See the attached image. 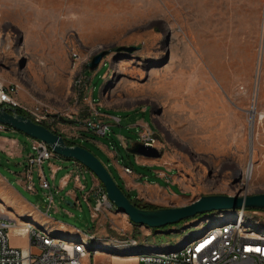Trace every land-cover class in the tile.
<instances>
[{"label":"rangeland","instance_id":"374dc122","mask_svg":"<svg viewBox=\"0 0 264 264\" xmlns=\"http://www.w3.org/2000/svg\"><path fill=\"white\" fill-rule=\"evenodd\" d=\"M123 47L138 49L115 52ZM102 52L99 65L88 69ZM79 77L88 80L83 91L74 86ZM0 82L18 85L17 98L28 111L43 105L49 126L92 153L119 187L114 165L108 166L97 144L115 148L119 166L165 188L147 185L143 203L160 207L205 195L264 194V0H0ZM143 106L150 108L156 128L149 111L137 109ZM101 114L120 120L108 119L104 136L87 127L103 122ZM142 121L156 132L161 156L154 161L169 171V182L154 177L120 145V137L130 146L138 143L142 128L136 124ZM0 139L16 141L20 149L0 152V178L36 208L35 216H27L30 209L0 198V212L10 211L21 223L46 232L50 218L87 236L99 228L104 238L121 241V252L131 251L130 240L138 248L172 250L208 226L193 224L211 213L149 229L131 224L114 206L93 219L94 199L90 208L83 200L92 187L87 169L79 203L60 205L53 187H40L36 166L30 172L32 190L25 188L31 139L10 129L0 131ZM249 164L252 174L246 181ZM41 171L51 186L59 182L61 174L52 182L46 164ZM243 212L248 222L253 218L254 232H264L263 210ZM22 226L9 231V244L27 249ZM104 255H91L83 264H138L134 257Z\"/></svg>","mask_w":264,"mask_h":264},{"label":"built area","instance_id":"2783aa9c","mask_svg":"<svg viewBox=\"0 0 264 264\" xmlns=\"http://www.w3.org/2000/svg\"><path fill=\"white\" fill-rule=\"evenodd\" d=\"M87 54L90 57L92 52ZM73 58L79 60L76 54ZM86 60L87 58L83 61ZM86 84L88 80L83 77L77 78L74 82L75 88L79 91H83ZM17 93L18 85H4L0 82V107L8 106L23 111L36 124L46 123V108L43 109V105L37 103V106L28 111L17 100ZM89 101H92L90 95ZM97 114L96 110L94 115ZM114 121L119 123V119ZM87 127L101 136L109 130V126L103 122L88 123ZM5 129L7 127L0 124V131ZM157 141L156 135L148 128H143L139 134L138 143L143 146L156 148ZM31 151L32 155L27 159L28 167L24 173L25 187L30 191L32 190L31 168L36 166L40 170L42 163L54 156L52 150L42 141L33 140ZM74 172L76 177L81 176L79 170ZM124 172L131 173L129 168H124ZM39 185L42 189H49V184L41 170ZM90 197L95 201L92 208L88 202ZM48 199L49 202L52 200L51 194ZM83 200L88 204L93 219L113 209L101 184H96ZM254 215L256 212L251 213V216ZM247 219L243 210L214 212L193 224L197 227L208 223L207 227L188 236L183 244L175 249L138 248L136 241L130 240L128 246L131 251L121 252L119 248L122 244L118 238H105L103 244H100L94 235L78 240H66L36 229L30 223L9 219L0 213V264H83L85 258L96 253H103L115 259L134 257L138 264H264V232H254L250 228L253 218L249 219L250 222ZM17 223L23 224L28 231V248L25 250L9 244V231L17 226L20 227Z\"/></svg>","mask_w":264,"mask_h":264},{"label":"water","instance_id":"95a60500","mask_svg":"<svg viewBox=\"0 0 264 264\" xmlns=\"http://www.w3.org/2000/svg\"><path fill=\"white\" fill-rule=\"evenodd\" d=\"M137 49L136 47H123L116 49L115 52L133 53ZM105 55L106 52H102L94 56L87 68L94 70ZM249 114L251 157L253 110ZM0 124L8 129L18 131L32 140L44 142L52 150L54 155L62 159L76 161L87 169L102 185L108 200L116 210L124 214L133 225L144 226L149 229H160L192 219L196 216L214 212H235L244 209L264 211V194L241 196L240 193L235 196L205 195L181 207H163L153 210L139 208L130 202L115 183L106 167L88 150L77 145L68 146L61 136L43 125L34 123L28 117L17 114L15 109L8 106L0 107ZM128 152L135 156L148 159H159L161 156V153L157 149L146 147L139 143L133 144L128 149Z\"/></svg>","mask_w":264,"mask_h":264},{"label":"crops","instance_id":"0c3cea01","mask_svg":"<svg viewBox=\"0 0 264 264\" xmlns=\"http://www.w3.org/2000/svg\"><path fill=\"white\" fill-rule=\"evenodd\" d=\"M90 98H91V95H90ZM17 100L19 101L18 98H17ZM91 100L93 102L92 98H91ZM96 105H98V103H96ZM98 108H95V109L98 111ZM137 109L139 110V112H141L143 114H146L149 111L150 121L155 127L154 118L152 116V113L150 112V108L148 106H143V107H140ZM137 109H133L130 111H135ZM101 115L105 117V118H103V123H106L108 119L111 121H114V118L112 119V118L106 116L105 114L104 115L101 114ZM119 122H120V120H119ZM43 125L47 126L48 129L57 133V135L61 136L63 139L64 138H65V140L67 139L60 132L54 131L49 126V124L47 122L44 123ZM136 125L140 126L142 128V130H143V128H148L150 130V124L147 122H143V121L137 122ZM5 130H9V129L7 128ZM153 133L156 134V132H153ZM31 141L33 142L32 139H31ZM68 142L71 146H74V145L79 146V144L74 143L73 140H68ZM119 142H120L121 147L124 148L127 152H128V149L133 145L132 144L130 146V143L127 141V139H125L123 137H120ZM96 149L98 151H100L101 153L106 155L107 159L109 160L108 166L111 165V162H112V164L114 165V167L118 173L119 180L122 183L123 191L126 192L129 196H131L132 199L141 200L140 197L143 193H145L144 190L146 189L145 187L147 185H155L158 188H162V187L158 186L157 184H154V183L150 184L149 182L145 181V176L142 174L135 173L132 168H130L126 165L119 166L118 165L119 160L113 152V150H115V148L113 149L111 146H104L101 144H97ZM110 149H112V150H110ZM14 151H16L17 153L20 152V149L18 148V143L16 141H11V140H7V139H0V152L12 153ZM135 160H136L137 164H139L140 166H142V167L146 168L147 170L153 172V176L156 177L157 179H162L165 182H169L168 181V179L170 178L168 176L169 171L166 168H164L161 164L155 162L154 160H156V159H148V158H144L141 156H137L135 158ZM44 164H46L47 167L49 168V171H50L49 172V178H50V180H52V182L54 181L55 176L58 173L61 174L60 178H59V182L57 184L52 183V186H51L48 183L49 189H51V187H53L55 189V192L60 195V205H61L62 201L63 202L65 201L71 207L76 206L80 200L78 192L82 191L84 189V187L81 185V180L85 179V175H86L85 168L83 166H81L79 163H77L76 161L62 159L56 155H54L51 159L44 161L40 167V170L42 169V166ZM63 165L64 166L69 165V166L66 168V167H63ZM124 168H129L131 173L126 174L124 172ZM65 169H67V170H65ZM76 170H79V175H81V176L76 177V175H75L76 173L74 172ZM91 179H92V187H91V190H92V188L97 184V180L94 176H92ZM0 181H2V183L4 185V189H0V194H1L0 198L17 202L20 206H23V207L30 209L27 216H35V214H36L35 213V210H36L35 206L33 204L27 202L24 198H22L20 196V194L13 187H11L9 184H7L5 181H3L1 178H0ZM162 189H165V188H162ZM88 193H85L83 195V197ZM171 194L174 196H177L173 193H171ZM91 199H93V198L90 197L89 200H91ZM187 204H188L187 202L182 201L179 203H174L172 206H160V207H156V208L181 207V206H184ZM61 210H62V208L60 206V212H61ZM2 214L9 219L15 220L14 218L11 217L10 211H8L6 213L2 212ZM45 222L47 223V226H48L46 233H48L50 235H57L58 237H60L62 239L78 240V239H82L85 236H87V234L82 235L79 231L74 230V228H71V226H68L67 224H65L61 221L60 222H56V221L54 222V221H52V219L47 218L45 220ZM20 226H22V225H20ZM26 232H27V237H28V231L26 230ZM91 235L96 236V239L100 244L101 243L103 244L104 243L103 241L106 238V237L105 238L103 237L104 236L103 230L99 229V228ZM99 255H104V254L99 253ZM104 256H106V255H104ZM96 264H108V263L99 262Z\"/></svg>","mask_w":264,"mask_h":264},{"label":"trees","instance_id":"16d2710c","mask_svg":"<svg viewBox=\"0 0 264 264\" xmlns=\"http://www.w3.org/2000/svg\"><path fill=\"white\" fill-rule=\"evenodd\" d=\"M17 113L22 115V116H25V117H28V115L23 112V111H20V110H17ZM47 127V126H46ZM55 133V132H54ZM57 134V133H56ZM65 143L68 145V146H71L69 144V142H67L65 139H64ZM122 191L123 189L121 187H119ZM123 193L127 196V198L130 200V202L132 204H134L136 207H139V208H143V209H146V210H153V209H156V207H153L149 204H146V203H143L141 200H135V199H132L126 192L123 191ZM250 211H260V210H250ZM185 222V221H183Z\"/></svg>","mask_w":264,"mask_h":264},{"label":"bare ground","instance_id":"6f19581e","mask_svg":"<svg viewBox=\"0 0 264 264\" xmlns=\"http://www.w3.org/2000/svg\"><path fill=\"white\" fill-rule=\"evenodd\" d=\"M251 174H252V166H251V164H249V166H248V169H247V171H246V173H245V180L247 181V180H250V176H251ZM2 213V212H1ZM97 255L99 254V253H96Z\"/></svg>","mask_w":264,"mask_h":264}]
</instances>
